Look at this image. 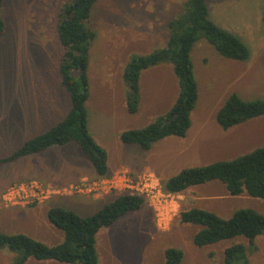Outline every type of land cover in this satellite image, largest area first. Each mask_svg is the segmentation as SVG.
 I'll use <instances>...</instances> for the list:
<instances>
[{
    "label": "rangeland",
    "instance_id": "rangeland-1",
    "mask_svg": "<svg viewBox=\"0 0 264 264\" xmlns=\"http://www.w3.org/2000/svg\"><path fill=\"white\" fill-rule=\"evenodd\" d=\"M72 1H6L2 16L7 28L0 36V157L11 155L27 140L55 126L71 108L59 70L65 48L58 37V23L62 7ZM185 1L99 0L89 22V27L97 33L90 49L88 71L92 133L107 150L110 168L140 164L146 171L143 173L158 178L162 187L160 197L165 195L163 181L148 169L169 178L185 168L231 161L264 147V117L229 130H223L217 122V113L241 84L256 87L243 92L251 94L246 100L264 99V0H207L212 21L222 27L252 23L260 42H245L251 51L249 60L256 62L255 72L238 84L231 82L224 65L228 59L206 38L194 46L191 56L199 100L191 116L192 127L183 141L190 153L179 155L174 146H165L156 150L159 154L152 158L151 153L139 146L122 143L120 136L124 131L147 127L165 116L178 101L180 86L174 67L170 62L162 63L143 72L140 110L130 114L124 71L136 55H149L166 47L170 36L168 22L184 13ZM73 153L69 158L60 153L47 158L31 155L0 167V231L24 233L55 246L63 241L64 233L48 219L49 202L65 200V207H80L78 213L91 216L116 199L120 193L114 191L98 194L62 191L83 180L92 182L99 178L87 174L76 182L59 183L57 179L66 167L80 173L94 168L81 152ZM45 159L55 168L58 176L55 182L45 176ZM33 183L44 189L62 191L63 196L53 195L34 202L19 197L14 202L5 200L11 189L27 188ZM87 199H95L94 204L84 207ZM167 201L158 206L145 197L143 209L129 212L115 224L102 228L97 235L100 264H164L165 250L170 247L184 252L183 264H225V250L236 244L247 246L250 264H264V234L255 240L254 246L240 236L201 248L194 244V237L202 228L180 220L181 212L191 208L210 210L224 219L246 208L264 215V199L247 193L231 196L223 183L215 181L173 194ZM14 257V253L0 250V264H13ZM27 264L62 263L30 259Z\"/></svg>",
    "mask_w": 264,
    "mask_h": 264
},
{
    "label": "trees",
    "instance_id": "trees-1",
    "mask_svg": "<svg viewBox=\"0 0 264 264\" xmlns=\"http://www.w3.org/2000/svg\"><path fill=\"white\" fill-rule=\"evenodd\" d=\"M6 1L0 0V36L7 28L2 16ZM98 1L73 0L59 13L58 37L65 48L59 70L62 85L70 96V110L55 126L27 140L11 155L0 157V167L55 146L73 143L90 161L99 177L109 174L108 153L90 132L87 106L90 98V49L97 38L89 22ZM168 30L170 36L166 47L149 55H136L124 71L128 86L127 109L132 115L140 109L144 71L170 62L179 82L178 101L165 116L143 129L121 134L122 143L139 146L144 151L151 150L157 142L168 137L185 138L188 135L192 127L191 116L199 100L191 54L200 39L206 38L227 59L245 62L251 57L250 48L241 37L210 19L207 0H186L184 13L168 22ZM260 117H264V99L246 100L233 93L217 113V122L223 130H229ZM215 181L223 183L231 196L247 193L250 197L264 199V147L231 161L185 168L162 183L166 192L178 195L191 187ZM144 204L143 197L124 193L91 216H83L64 207H52L47 215L50 223L64 233L60 244L50 246L24 233L0 231V250L15 254L13 264H27L30 259L62 264H100L97 249L100 230L115 224L129 212L140 211ZM180 220L183 224L202 228L194 237V244L201 248L240 236L254 246L255 240L264 234V215L252 208L240 209L230 219H224L213 211L191 208L181 212ZM247 251L245 244L226 249L225 264H250ZM184 257L181 249L170 247L165 250L164 264H183Z\"/></svg>",
    "mask_w": 264,
    "mask_h": 264
},
{
    "label": "crops",
    "instance_id": "crops-1",
    "mask_svg": "<svg viewBox=\"0 0 264 264\" xmlns=\"http://www.w3.org/2000/svg\"><path fill=\"white\" fill-rule=\"evenodd\" d=\"M216 24H218V23H216ZM219 26H221V25H219ZM223 28L228 30V31H231V32L237 34L239 37H241V39L244 42H246L248 44L252 43V42L253 43L254 42H257V43L260 42L259 37L257 36L256 31H255L252 23H245L243 25H237V26L234 25V26H231V27H229V26L224 27L223 26ZM245 36L248 37L250 41H248V39H246ZM255 63L256 62L254 60H251V61L248 60V61H245V62H240V61H235V60L228 59V60H226L224 62V65L228 69V72H229L230 77H231V82H234V83L238 84V83L243 82V80L245 79V77L247 75L255 72V70H254ZM240 86L241 87L238 90H236L235 93L240 94L244 99L246 97H250L251 96V94H246V95L243 94V92L245 90L246 91H253L256 88L254 85H252L250 83H248L245 86H244V84H241ZM141 93H142V91H141ZM89 100H90V98H89ZM89 100H88V102H89ZM126 103H127V99H126ZM87 106H88V103H87ZM90 118H91V116H90V113H89V129H90L91 134L94 136V134L92 133V129L90 127V123H91ZM187 136L185 138L168 137V138H166L164 140H161V141L157 142L153 146V148L151 150L146 151V152L147 153H151L152 158H154V157L158 156V154H159V152L156 151V150L161 149V148H163L165 146H174L175 147L174 150H178L179 151V155L189 154L190 153L189 147L188 146H184V144H183V141H185L187 139ZM94 138L96 139L95 136H94ZM96 141L99 143L98 140H96ZM132 147H134V145ZM177 148H179V149H177ZM131 149H135V148H131ZM154 151H156V152H154ZM75 152L78 153V152H81V150L78 148V146L76 144L71 143L69 145L62 146V147H60V146L52 147V148L48 149L47 151H45V152H43L41 154H38V155H45L44 157L47 158L51 154L60 153V154L64 155L65 157L69 158L70 154L71 153L75 154ZM163 157L165 159V155ZM146 159H148V157H145V160ZM168 161L169 160H167V162ZM108 166H109V158H108ZM123 167H128L132 171V173H134L136 175L137 174H141V173H143L145 171V170H142L140 168V164L133 163V164H128V165H123L122 164V165L114 167V168H110V166H109V173L110 172L114 173V172H116L117 170H119V169H121ZM54 169L55 168H53V167H51V166H49L47 164L46 159H45V161H44V172L46 174L45 176H46L47 180H50L51 182L52 181L55 182L56 178H58V176H56V174H55V170ZM147 171H151V172L156 173L159 176V178L161 179V181H163V182L167 181V180H169L171 178V177L166 178L164 175H159L158 171H156V170L154 171V170L148 169ZM87 174L89 176L98 175L96 170H95V168H93L91 171H88L86 173H83V172L80 173V172L76 171L75 168L66 167V168H64V170L62 172V176L59 177L60 179H57V180L61 184H63V183L69 184V183L81 180L84 177H87ZM94 202H95V199H92V200L91 199H87L86 203L85 204L83 203V206L84 207L85 206L90 207V206H92L94 204ZM49 203H50V205L48 206V211L50 210V208L56 207V206L67 208V207H65V206H67L66 205L67 203H66L65 200L54 199V200H52V202H49ZM68 209H71V208H68ZM72 210H75V211L79 212L80 207L75 206V209H72Z\"/></svg>",
    "mask_w": 264,
    "mask_h": 264
},
{
    "label": "built area",
    "instance_id": "built-area-1",
    "mask_svg": "<svg viewBox=\"0 0 264 264\" xmlns=\"http://www.w3.org/2000/svg\"><path fill=\"white\" fill-rule=\"evenodd\" d=\"M161 188L159 180L154 174L143 173L135 175L129 169L123 167L112 174H108L106 177H99L92 182L83 180L81 184L64 188L62 191L71 190L78 194H98L114 191L120 194L138 195L144 199L146 197L149 201L155 202L154 204L162 206L168 202L167 198L173 194L165 191V195L160 197ZM62 191L44 189L38 184L33 183L31 186L27 185V188L22 187L19 190L11 189L5 196V200L14 202L19 197L21 200H32L34 202L53 195L63 196Z\"/></svg>",
    "mask_w": 264,
    "mask_h": 264
}]
</instances>
